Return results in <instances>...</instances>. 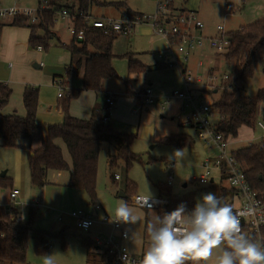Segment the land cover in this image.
Wrapping results in <instances>:
<instances>
[{
    "label": "trees",
    "instance_id": "1",
    "mask_svg": "<svg viewBox=\"0 0 264 264\" xmlns=\"http://www.w3.org/2000/svg\"><path fill=\"white\" fill-rule=\"evenodd\" d=\"M37 2L38 21L36 23L33 24L29 18L18 15L12 18L10 25L29 26L31 28L30 45L34 48L48 49L50 41L57 37L54 29L58 13L66 11L70 14L75 35H72L67 49L72 57L77 56L79 60L70 63L65 68V75L59 78L62 81L63 95L59 98L58 107L63 112L64 119L60 124L47 127L38 124L36 116L39 90L33 87L26 88L23 93V105L26 112L24 116L15 113L3 114L1 111L8 105L12 90L7 84L0 83V146L29 152L28 167L31 183L39 190L44 187L47 171L63 172L70 168L69 187L84 191L88 196L89 205L95 209L100 206L97 196V177L99 156L103 145L109 143L116 148V154H108V168L113 180L116 175L112 171L118 166L120 160L124 161L128 170L133 162L140 161L141 157L131 150L135 135L118 132L109 122L110 114L106 103L95 108L89 119H80L69 114L70 102L80 95L81 90L102 94L103 83L106 80H121L126 93L133 94L128 80H123L113 66V43L119 36L106 34L101 29L93 27L88 23L87 17L91 16L94 6H113L122 16H132L137 12L132 11L126 3H109L107 0H37ZM169 8L173 13L183 11L176 7L175 0H170ZM233 11L234 7L226 3L224 12L230 14ZM3 26L4 24L0 23V38ZM40 30L44 32L43 37L37 36ZM80 33H83L82 39L78 38ZM226 35L231 43L224 57L228 63L235 61L234 69L218 87L205 89L203 92L211 95L222 90L220 98L209 104L218 114L216 130L231 141L238 137L239 131L244 127L256 129L260 108L264 106V87L259 88L254 96L244 93L245 85L254 77L264 59V18L228 32ZM135 55L134 53L124 55L128 60L129 73H146L149 67ZM82 66L83 88L74 89L70 86L69 80ZM105 118H108V121H104ZM36 139L39 141L37 148L33 145ZM191 139L192 136L187 133H178L163 137L159 142L182 149L189 145ZM59 140L67 148L70 164L66 161L62 148L56 143ZM233 155L242 165L251 189L264 195V143H251L247 147L233 151ZM159 160L167 161L164 158ZM12 185L11 178H0V191L13 188ZM157 187L159 196L168 198L170 205L156 210V215L163 216L170 213L181 203L194 208L195 201L192 198L181 200L174 198L171 187L167 184L159 183ZM216 188L218 197L222 198V203H225L231 194L230 191L222 186ZM134 189L135 183L128 181L124 189L126 200H130V196L134 195ZM20 214L21 211L16 206L0 207V264L28 263L27 252L31 241H33L35 254L46 256L52 240L60 238L64 242V236L68 232V229L55 232L52 226L48 231H36V235L33 236L32 232L35 231L33 226L42 213L33 206L29 207L26 210L25 223L18 222ZM262 235L264 237V229ZM81 241L87 250V256L93 258V249L98 250V248L89 237L82 236ZM99 255L103 264L112 263L113 256L107 249L100 250Z\"/></svg>",
    "mask_w": 264,
    "mask_h": 264
},
{
    "label": "rangeland",
    "instance_id": "2",
    "mask_svg": "<svg viewBox=\"0 0 264 264\" xmlns=\"http://www.w3.org/2000/svg\"><path fill=\"white\" fill-rule=\"evenodd\" d=\"M16 1L18 0H5L0 5V8L9 9L17 3ZM107 2L126 3L132 11L137 13H152L154 11L153 6L148 4L146 0H107ZM18 3L21 8L34 11L38 8L37 0H23V4L21 0V2ZM226 3L234 7V11L230 14L224 12ZM175 4L176 7L180 9L186 8L187 10L194 11L197 18L204 25V35L209 37L215 35L218 25L224 26L226 32H231L264 17V0H175ZM119 13L120 12L113 6H94L91 10V16L93 17L115 18ZM66 28L67 24L65 22L59 21L56 24L55 29L60 33L63 40H67L71 37ZM148 51H151V48L147 43V36L145 38L140 36L117 38L113 43V66L117 74L123 80H128L129 87L133 94L128 95L126 93L125 86L119 79H110L103 83L104 87L107 89L106 91L123 92L121 97L128 98L127 100L132 103V108H129L130 110L138 108L137 94L140 93L145 86L149 87V84H152L155 95L161 98L151 105H143L141 113H136L134 126H132L129 131L126 130L128 131L127 133L135 135L131 150L133 153L140 156L141 160L133 162L128 170L125 167L124 161L120 160L118 166L112 171L114 175L119 176V179L113 180L110 177V170L108 168V154L109 152L116 154V148L113 144L109 143L103 145L99 156L97 196L104 211H98V217L101 218H97V221L89 232L85 233L80 231L77 227L75 218L71 216L72 212L78 209L93 211V208L88 206L87 194L82 190L72 189L80 196L76 206L72 205L65 194L64 202L58 211L42 213L41 217L33 226L35 230L32 232L33 236L36 235V231L50 230L49 224L52 223L56 224L57 231L64 228L68 229V232L64 236V242L60 238H55L51 242L48 255L52 256L54 264H102L99 250L93 249V252L97 253L95 257H87V250L81 241V237H99L106 240L111 236H117L118 232L113 230L110 222L102 219L104 217L102 214L107 213L110 216H114L115 209L121 202H126L129 207L133 209L134 214L139 217V221L136 224H127L126 230L128 232V238L120 243L127 247L130 254H132L131 251L139 253L147 249L149 238L146 228L156 216V212L155 210H145L137 207L131 203V199L126 200L120 197L128 181L135 183V192L133 196L141 195L148 197L151 193L152 198H157L160 194L157 185L159 183L166 184L170 173L173 176L171 191L174 198L181 200L192 197L196 204L201 196L208 192L215 193L218 197L216 187L220 186V178L217 173H215L216 187L211 184H199L198 179L200 175L204 173L202 163L207 156V150L199 139L196 138L198 141L194 142V133H190L192 139L189 145L182 148L185 151L183 159H171L172 153L178 149L159 142L161 138L177 134L183 130L179 125L181 119H179L178 116H186L188 114V109H184L185 112L181 113L180 107L184 105V102L172 97L173 91L185 90L181 71L165 67H156L155 58L149 55L147 53ZM127 53L136 54L135 56L140 58V61L149 67L148 71L143 74L129 73L128 60L124 57ZM216 56H218V58L215 60ZM216 56L214 55V51L208 48L205 50H196L191 54L188 62V69L192 73V77L194 79H201L203 82L202 84H208L205 85L203 89L201 88L195 91L197 99L208 104L213 100L219 99L222 90L210 95L204 93V89H206L207 86L218 87L223 80L224 74L233 71L235 65L233 61L230 63L226 62L224 55ZM200 62L201 65L199 64ZM262 64L264 65V61ZM262 64L258 67L254 77L247 82L246 95L254 96L256 90L263 87L264 74L263 71L260 70V67L263 66ZM211 67H214V69L210 70ZM209 77H215V79L208 81ZM15 96L16 94L13 93V99H15ZM19 98L21 97L19 96ZM167 98L171 99L163 107L161 102ZM260 118L264 120V106L260 108L259 119ZM263 135L264 133L258 128H256V130H251L244 127L239 131L238 137L231 140L229 150L235 151L247 147L251 145V142L258 143L261 141L259 137ZM58 144L62 148L65 157L70 159L65 144L60 140ZM9 152L11 151L0 149V167L4 164V170L9 169L10 173H13L14 170L17 172L20 171L21 174L13 181L12 187L18 188L21 192V196L17 201L27 205L35 199L43 189L39 190L32 185L28 159L24 162L28 168V177H24V163L14 158ZM160 158L167 159V161L159 160ZM171 165L172 167L170 168ZM195 178L196 180H193ZM185 184L186 186L184 187ZM48 186L51 189L55 188L53 185ZM7 194L8 190L6 189L0 191V204L4 205L6 203ZM133 196H130V198ZM48 198L49 200L53 199L55 195H52L51 191H49ZM221 247H224V245ZM219 254V249H216L213 251L212 258L207 262L200 261L198 264H216V259ZM46 256H37L33 249V241L30 242L27 252V262L30 264H44V258ZM191 263L197 264V262L194 261H191Z\"/></svg>",
    "mask_w": 264,
    "mask_h": 264
},
{
    "label": "built area",
    "instance_id": "3",
    "mask_svg": "<svg viewBox=\"0 0 264 264\" xmlns=\"http://www.w3.org/2000/svg\"><path fill=\"white\" fill-rule=\"evenodd\" d=\"M146 2L153 6L154 11L152 13H136L132 16L121 15L120 18L104 19H94L89 16L87 21L104 33L117 36L130 35L138 27L144 25L151 28V33L147 35V43L151 48V52L155 54L162 67L181 71L185 90L173 91L172 97L185 103L184 109L189 111L187 123L195 130L196 138L203 143L207 150V156L202 163L204 173L198 179L199 184L215 186V173H217L220 178V186L227 188L232 193V196L225 203L232 207L233 212L240 219L243 234L254 241L264 242L262 235L264 229V195L251 189L242 165L235 159L233 152L229 150L230 141L216 130L218 120H215V116L218 114L212 109L210 104L197 99L195 91L208 84H202L203 82L199 78L194 79L188 69L189 58L194 51L208 48L213 50L216 55H224L228 52L231 42L222 26L217 28L218 35L214 37L204 35V25L197 18L196 13L187 10L173 13L169 8L170 0H146ZM37 13L38 9L34 11L18 6H13L9 9L0 8V19L23 15L34 24L38 21ZM58 16L71 20L70 14L66 11L59 12ZM69 31L72 35H75L73 27ZM82 37L83 33L78 34L79 39H82ZM226 78L227 75H224L223 80ZM211 79L214 80L215 77H209L208 81ZM61 83L60 79L55 82L59 98L63 95ZM210 88L215 87L207 86V89ZM157 99L158 97L151 88H145L138 96L140 106L151 105ZM170 99H164L161 105L164 107ZM114 103L115 96L112 94L108 95L106 104L108 105L107 111L109 113ZM137 111L139 109L134 112ZM104 121H108V118H105ZM256 128L264 132V122L259 119L256 123ZM260 142L264 143V140ZM115 179H119V176H116ZM172 180L173 177L169 175L168 185H171ZM193 180H196V178ZM19 193L16 189L12 190L11 199L15 200ZM142 197L145 196H133L131 203L145 210H158L170 205L168 198L159 196L149 201L152 204V209H149L140 205L139 198ZM191 210L192 208L187 206V211ZM72 216L76 219L78 229L85 233L89 232L96 222L89 214L83 211L73 212ZM113 219L115 217L112 219L105 217L104 221L110 222L113 230L118 232V235L111 236L106 240L95 237L93 238L94 246L100 250L107 249L108 253L113 256L112 264H123L121 257L125 254V251L128 252L127 264H140L142 257L133 256L127 247L120 243L128 238L124 223L115 222ZM18 222H26L23 214L18 216ZM188 263H191V261L185 262V264Z\"/></svg>",
    "mask_w": 264,
    "mask_h": 264
},
{
    "label": "crops",
    "instance_id": "4",
    "mask_svg": "<svg viewBox=\"0 0 264 264\" xmlns=\"http://www.w3.org/2000/svg\"><path fill=\"white\" fill-rule=\"evenodd\" d=\"M4 1L5 0H0V5ZM16 2L17 3L14 4V6L19 7L18 2H21V0L20 1L18 0ZM22 4H23V0H22ZM181 9L183 11L187 10L186 8H181ZM187 11H190V10H187ZM121 15L122 14L119 13L115 18H120ZM91 17L94 19H104L105 18V17H93V16ZM11 20L12 18L4 19L0 21V23L4 24V26L2 27L1 38H0V83L7 84L12 90V95L13 93H15L16 96H15V99H13V97L11 96L8 105L1 112L6 115L15 113L20 116H24L26 112H25V108L23 105V93L26 88L33 87L39 90V105H38V113L36 116V120L38 124L42 127L60 124L62 123L64 119V114L58 107L59 96H58V88L55 82L56 80H58L59 78L65 75V68L70 63H74L77 60H79V57L77 56L72 57L69 50L67 49V45L70 43L72 39V34L69 31L70 28L72 27L71 22H70L71 20H68L66 18L63 19L58 16L56 24L59 21L65 22L67 24V28H66L67 32L70 34L71 37L67 40H63L60 33L56 29H54L57 37L50 41V46L48 49H44L43 47L34 48L33 46H31L29 43V39L31 35V28L29 26H22V27L12 26L10 25ZM219 26H222V25H218L217 28ZM222 27L224 28V26ZM149 33H151V28L149 26L144 25V26L138 27L134 33L130 35H126V36H119L118 38L120 37L130 38V37H137V36L145 38ZM227 33L228 32H226V34ZM216 35H218L217 29H216V33L214 36ZM37 36L43 37L44 32L42 30L38 31ZM214 36H210V37H214ZM147 53L155 58L156 67H162L153 52L148 51ZM214 55L216 56L215 53ZM217 58L218 56H216L215 60ZM137 59L140 60V58H137ZM212 69H214V67H211L210 70ZM260 70L264 72V65L260 67ZM83 72H84V69L82 66L76 73L73 74L72 78L69 80L70 86L72 88L74 89L83 88ZM228 74H224V75H228ZM247 85L248 84H246L244 87L245 94H247L246 93ZM145 88H151L153 90L152 84H149V87L145 86L142 90H144ZM106 90L107 89L104 87V85H103L102 94H97L96 92L90 91V90H84V89L81 90L80 95L70 102L69 114L76 118L89 119L92 114V111L97 107L103 106L106 103V96L112 94L115 96V103L110 109L109 122L113 125L116 131L121 132V133H127L132 128V126H134L135 119H136V113L137 114L141 113L142 106L139 105V101L137 100L138 108L130 110L129 108H132V103L129 100H127L128 98L121 97V95H123V92L109 91V90L106 91ZM140 93L137 94V99ZM103 94L105 96H103ZM19 96L21 98H19ZM160 99L161 98L158 97L157 100H160ZM184 105L180 107L181 113L185 112ZM138 109H139V112L138 111L134 112ZM188 117H189V111L186 116H183V115L182 117L180 115L178 116V118L181 119L179 125L183 128V130H181L179 133H187L190 136H192L190 133H194V137H195L194 142L198 141L196 139L195 130H193L187 123ZM215 120H218V115L215 116ZM260 120L264 122L263 119L260 118ZM127 134H132V133H127ZM259 138L261 140H264V135ZM56 143L58 144V141ZM24 144H26V142ZM33 145L35 148H37L39 146V141L37 139L34 140ZM0 149H6L8 151H11L9 152V154L11 153L14 156V158L19 159V161H22L23 163L26 162L29 156V152L26 150H22V149H11V148L1 147V146H0ZM65 159L69 164L71 163V160L69 158L65 157ZM172 165L170 166V168L172 167ZM1 166L2 167H0V174H5V177L11 178L13 181H15L17 177L20 176L21 174L20 171L17 172L15 170L13 171V173H10L9 169L4 170V167H3L5 166L4 164ZM24 169H25L24 177H28V168L25 163H24ZM70 172H71L70 168L63 172L47 171L43 190L39 192V195H37V197L33 199L31 202H29L27 205H24L22 203H19V201H17V199L21 196V192L18 188L6 189L8 190L7 200L4 205L0 204V207L4 206L5 208H10L12 205L16 206L20 209L21 214H23L24 216L26 215V210L31 206L35 207L37 210H40L41 213L51 212V211L56 212L61 208L62 203L64 202V199H65V194L67 198L69 199V201L72 203V205L76 206V203L80 196L77 195L72 190V188L69 187ZM169 175L171 174L169 173ZM115 180H118V179H115ZM166 184L168 185V182ZM48 185H53L55 186V188L51 189ZM169 186L171 187L172 183ZM185 186L186 184L184 185V187ZM14 189L18 190L20 193L15 200H12L10 197V194H11V191ZM49 191H51L52 195H55V198L49 200L48 198ZM122 193H124V191ZM230 196H232V193L227 197V199H229ZM188 198H192V197H188ZM88 206L91 207L89 203H88ZM101 210L104 211V208L100 204L99 207L95 209L93 208V211H89L87 209H78V210H74L73 212H76V211L86 212L95 221H97V218L98 219L101 218V217H98L99 216L98 211H101ZM102 215H104V217L102 218L103 220L105 217H108L110 219L115 217V215L110 216L107 213H103ZM49 225H50V229L52 226H54L55 228L54 231L59 232L56 230L57 229L56 224L52 223ZM126 226L127 224H124L125 229H126ZM64 229H61L60 231ZM89 238L93 241V238L91 237ZM98 250L100 251V249ZM145 251L146 250H142L139 253H137L136 251H131V252L133 256L142 257ZM96 254L97 253L95 252L94 257Z\"/></svg>",
    "mask_w": 264,
    "mask_h": 264
},
{
    "label": "clouds",
    "instance_id": "5",
    "mask_svg": "<svg viewBox=\"0 0 264 264\" xmlns=\"http://www.w3.org/2000/svg\"><path fill=\"white\" fill-rule=\"evenodd\" d=\"M184 156V149H178L170 158L183 159ZM151 199L150 193L148 197L139 198V203L152 209ZM113 221L136 224L139 217L126 202H121L115 209ZM146 231L149 245L140 264H185L186 261L198 264L212 258L216 249L220 253L216 264H264V242L244 235L232 207L222 203V198L212 192L203 194L191 211L181 203L170 213L156 215ZM121 259L127 264V251ZM44 264H54L51 255L44 258Z\"/></svg>",
    "mask_w": 264,
    "mask_h": 264
},
{
    "label": "water",
    "instance_id": "6",
    "mask_svg": "<svg viewBox=\"0 0 264 264\" xmlns=\"http://www.w3.org/2000/svg\"><path fill=\"white\" fill-rule=\"evenodd\" d=\"M3 177H5V174H0V178H3ZM120 197L125 198L126 197V194L121 193L120 194Z\"/></svg>",
    "mask_w": 264,
    "mask_h": 264
}]
</instances>
